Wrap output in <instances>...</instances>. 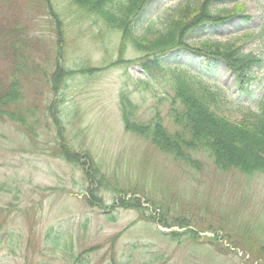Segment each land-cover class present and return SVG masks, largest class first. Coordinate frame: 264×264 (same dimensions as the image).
<instances>
[{
  "label": "rangeland",
  "instance_id": "374dc122",
  "mask_svg": "<svg viewBox=\"0 0 264 264\" xmlns=\"http://www.w3.org/2000/svg\"><path fill=\"white\" fill-rule=\"evenodd\" d=\"M208 1L226 23L179 34ZM76 2L0 0V88L12 87L19 60L23 92L16 119L14 106H0L1 264H264V171L163 149V134L185 131V106L163 73L145 70L151 52L170 50L161 59L220 89L225 129L256 135L243 106L264 95V0H151L124 20ZM167 14L171 30L142 32ZM183 37L211 53L260 56L250 89L224 62L172 48ZM17 39L28 61L13 55Z\"/></svg>",
  "mask_w": 264,
  "mask_h": 264
},
{
  "label": "trees",
  "instance_id": "16d2710c",
  "mask_svg": "<svg viewBox=\"0 0 264 264\" xmlns=\"http://www.w3.org/2000/svg\"><path fill=\"white\" fill-rule=\"evenodd\" d=\"M81 1L82 3H76L81 9L83 8L85 12L93 10L97 15H101L105 17V19L112 17L115 19L124 20L125 17L130 15L131 12L132 15L134 13L136 15L139 14L151 0H144L141 7L135 11L133 10L136 8V5L140 0H137V3H134V0H85L86 4L91 10L86 6L83 0ZM184 1L185 0H183V3ZM214 4V2L208 1L206 7L204 5V8L207 9V11L203 13L204 16H198L196 19L197 24L190 25L186 23L180 28L179 34L183 33L185 35H189V33H191V31L199 24L214 22L218 25L220 22H224L225 20L222 18V16L216 13L217 10ZM124 12L126 16H124ZM172 13L173 12H171V14ZM171 14H167V16L162 19L163 23L161 26L155 25L153 22H151L150 24H147L145 28L143 27L142 32L149 33L155 31L154 33H158L163 30L164 26L165 28H169L171 30ZM239 17L244 19L249 18L248 15H240ZM130 20L131 19L129 18V21ZM155 28L157 30H155ZM12 31L13 33H18V30L13 29ZM138 32L140 31H137L135 34L136 36L140 35ZM260 33L264 34V30L261 29ZM130 35L132 37L134 36V31H132V29ZM24 44V42H20L18 39L12 44L13 55L17 56L20 59V62L26 59L25 54L27 55V50L23 49ZM172 48H175L176 50H187L197 53L199 56H206L208 58H214L224 62L235 76L237 85L248 90L250 89L251 83L253 82L254 67L259 65L262 61L260 56L255 60L251 59L250 56L245 54L241 49H237L234 51V53L229 52V54L213 51L215 53L214 54L211 53L210 47H208V49H202L191 46L185 37H183V40L178 39V43L172 46ZM167 51L170 50L166 49L165 51L158 53L157 51L151 52L148 55L151 63L145 65V67H147L145 70L148 73L149 78H152L158 72H161L164 74L166 80H169L170 87L173 89V91H175L176 97H178V99L183 102L185 106V111L181 113V115L178 117V120L182 121L183 119L188 121V125L184 126L185 131L183 132L182 136L179 132L176 133V135H170L169 133L166 135L163 134L162 137L166 143H163L161 147L163 149L169 150L170 153L174 154L176 158L180 157L182 153H184V150L190 149L192 147L193 149L208 151L211 156L216 157L217 160L231 162L227 164V166L237 165L246 172H254L257 170L264 171V148L261 146L262 142H260V139H262L264 136V132L260 130L261 128L264 129V95L261 97V99H258L255 105L243 106L245 107L244 111H246V116L248 119H255V121L258 120L257 123L259 124V127L253 129L256 130V135L251 136L250 130L247 128L238 130L236 129L238 127L235 125H231L233 129H231L229 132L227 129H225L227 127L225 123L227 124L230 122H227L225 117L221 116V114H219L216 110V108L220 107L222 103H228L220 89L207 82L204 79L203 74L196 73L193 69L189 68L187 64H172L161 59L163 54ZM17 64L21 65L19 60L17 63H15V65L22 70V68ZM32 68L33 66L30 68V70H32ZM20 69L16 70L14 67H11V74L18 75L16 76V81L8 90L0 88V106H14V110L12 111L13 113L11 115L14 119L18 117V112L21 110L20 100L23 92L21 83L19 82V73L21 72ZM58 85L59 83L55 82V86L57 87ZM127 107L128 105L125 103V108ZM125 108L123 113L126 120L128 114L127 109ZM30 112H33V109H31ZM57 123L60 122L57 121L56 124ZM234 129H236L237 132H235ZM160 132H156V134L159 135ZM247 134L249 135L245 136ZM183 135L186 137L183 138ZM226 145H229L230 148H226ZM225 149H228L227 152L232 151L235 155L237 154V156L234 155V157L227 154L229 157V159H227L225 156L227 153L225 152ZM114 259L116 260L115 256ZM22 264H29V262L27 261L26 263Z\"/></svg>",
  "mask_w": 264,
  "mask_h": 264
}]
</instances>
